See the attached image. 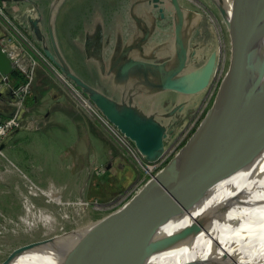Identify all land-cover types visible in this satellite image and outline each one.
<instances>
[{"label":"water","instance_id":"obj_1","mask_svg":"<svg viewBox=\"0 0 264 264\" xmlns=\"http://www.w3.org/2000/svg\"><path fill=\"white\" fill-rule=\"evenodd\" d=\"M6 1H31L35 4L37 16L29 14L26 19L28 28L39 35L41 11L37 1ZM60 1L55 0L52 4L50 20ZM148 1L162 17L166 15L162 7L165 0ZM213 1L230 33L231 57L212 106L177 154L122 207L97 220L76 243L65 264H145L153 252L201 229L200 226L191 224L177 233L156 239L164 223L188 211L213 185L237 169L234 162H224L226 150L242 128L264 115V0ZM170 2L177 15L175 36L168 42L164 41L166 47L157 45L154 56L146 53V40L150 39L152 30L146 31L134 46L140 49L138 56L129 58L117 72L118 77L124 78V83L128 86L125 91L130 92L137 101L140 99L132 92V87L136 89V83L145 84L143 94L147 95L159 91H175L183 96L194 95L209 87L217 71L218 50L207 53L206 47L201 52L194 48V42H188L186 38L185 8L180 0ZM16 17L25 24V17L23 21ZM50 36L53 48L43 47L49 59L88 94L102 114L135 143L145 159L150 162L160 159L165 152L167 138L173 130L170 112L163 113L166 118L162 119L169 120L164 124V121L142 113L133 103L116 101L72 69L58 48L52 27ZM159 54H164V58H167L156 62ZM13 71L11 60L0 47V72L11 74ZM138 89H141L140 85ZM183 103L180 101L171 111ZM21 127L22 125L3 139L0 150L5 149L9 138ZM237 155L244 156L238 152ZM200 222L204 224L206 220ZM16 255L2 264H8Z\"/></svg>","mask_w":264,"mask_h":264},{"label":"rangeland","instance_id":"obj_2","mask_svg":"<svg viewBox=\"0 0 264 264\" xmlns=\"http://www.w3.org/2000/svg\"><path fill=\"white\" fill-rule=\"evenodd\" d=\"M180 2L186 11L187 41L194 42L193 47L200 52L204 47L207 53L218 50V68L209 87L194 95L183 96L175 91L143 94L146 90L143 82L136 83L135 90L132 87L142 106L161 113V118H166L163 113L170 112L173 130L167 138L164 154L156 161L145 159L135 143L114 124L107 122L99 109H92L83 101V97L89 98L87 93L76 86L80 89V96L63 71L54 64L58 73L48 64L46 70L66 90L69 111L84 124L83 130L90 131L91 139L79 138L82 127L79 129L74 122L58 119L55 126L44 130L22 132L13 150H3L4 154L0 155V264L21 251L70 232L87 221L96 222L122 207L177 154L198 127L212 106L229 68L231 37L213 0ZM26 3L24 10L30 5ZM162 7L164 17L156 9L158 45L166 47L162 40L168 38L167 34L171 38L175 36L177 15L170 0H165ZM62 22L59 37L66 47L67 15ZM66 52L69 55V51ZM162 60L164 54H159L156 62ZM74 67L83 77L92 75L84 65ZM139 85L141 89H138ZM180 101L184 103L171 111ZM82 133L85 132L80 135ZM104 149H108L109 157L102 154ZM84 154V158H92L87 166H93L94 174L81 168L84 162L74 159Z\"/></svg>","mask_w":264,"mask_h":264},{"label":"crops","instance_id":"obj_3","mask_svg":"<svg viewBox=\"0 0 264 264\" xmlns=\"http://www.w3.org/2000/svg\"><path fill=\"white\" fill-rule=\"evenodd\" d=\"M36 1L41 11L38 22L40 34L38 35L30 29L29 31L42 49L45 46L53 48L50 36V27H52L58 48L80 77L116 101L133 103L145 115L154 116L161 122L164 121L156 110L142 106V103L137 101L130 92H126L125 89L128 86L124 83L125 79L118 77L117 74L120 67L129 58L138 56L140 49L134 46L140 42L146 31L150 32V29L152 33L150 39L146 40L145 49L147 54L156 56L158 45L157 14L156 9L148 0H61L55 8L52 20H50L51 5L55 0ZM8 3L12 8V14L23 21L25 12L28 10V7L24 10L27 3L25 1H10ZM66 15L68 17V46L64 47L60 42L59 33L61 32L60 26L64 24L62 20ZM167 37L161 40H171L169 34ZM66 51H69V55ZM73 58L74 61H72ZM74 65L86 66L92 75L88 78L83 77ZM12 102L13 97L9 92L5 91L4 95H0L1 118L12 114ZM69 103L65 88L46 69L38 68L26 107L22 112V127L9 138L5 150H13L14 145L19 140L18 136L22 132L44 130L55 126L58 119L72 121L79 129L82 127V131L85 133L80 135L82 131L79 130L78 137H85L90 141V131L83 130L85 129L84 124L79 123L74 113L69 111ZM168 121H164V124H167ZM99 140L101 146L104 145L103 148H105V144L100 138ZM101 152L102 154H109L108 149ZM84 156L85 154L80 157L76 156L74 159L84 162L81 168L87 173L94 174L92 173L94 172L93 166H87V162L92 158H84Z\"/></svg>","mask_w":264,"mask_h":264},{"label":"bare ground","instance_id":"obj_4","mask_svg":"<svg viewBox=\"0 0 264 264\" xmlns=\"http://www.w3.org/2000/svg\"><path fill=\"white\" fill-rule=\"evenodd\" d=\"M224 162H234L237 169L213 185L188 211L164 223L156 239L191 224L201 229L153 252L145 264H264V115L242 128L226 150ZM94 224L87 221L18 253L8 264H65L76 243Z\"/></svg>","mask_w":264,"mask_h":264},{"label":"built area","instance_id":"obj_5","mask_svg":"<svg viewBox=\"0 0 264 264\" xmlns=\"http://www.w3.org/2000/svg\"><path fill=\"white\" fill-rule=\"evenodd\" d=\"M25 2L30 3V5L25 12V24H23L10 12L8 1L0 0V47L11 60L14 71L20 72L25 78L23 83L14 86L11 77L12 73L2 74L0 72V92H3L4 95L5 91H7L13 97L12 114L5 118L0 117V144L8 134L22 125V112L26 107L37 69L41 67L46 69L49 67L48 64L56 68L44 50L32 38L30 31H28L29 24L26 18L29 14L34 17L37 16L38 10L31 1ZM57 71L60 73L58 69ZM67 81H69L76 93L82 96L80 89L71 80ZM83 100L87 102L90 108L98 109L89 98L83 97ZM105 119L107 122L109 121L106 117ZM3 154L4 151L0 150V155Z\"/></svg>","mask_w":264,"mask_h":264},{"label":"trees","instance_id":"obj_6","mask_svg":"<svg viewBox=\"0 0 264 264\" xmlns=\"http://www.w3.org/2000/svg\"><path fill=\"white\" fill-rule=\"evenodd\" d=\"M11 77L13 79L14 86H18L25 81L24 76L16 70L12 72Z\"/></svg>","mask_w":264,"mask_h":264}]
</instances>
